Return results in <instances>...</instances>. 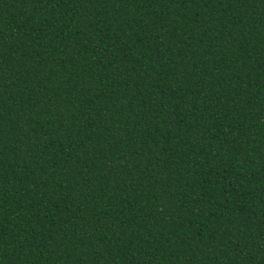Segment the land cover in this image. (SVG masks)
<instances>
[{
    "label": "trees",
    "instance_id": "trees-1",
    "mask_svg": "<svg viewBox=\"0 0 264 264\" xmlns=\"http://www.w3.org/2000/svg\"><path fill=\"white\" fill-rule=\"evenodd\" d=\"M0 264H264V0H0Z\"/></svg>",
    "mask_w": 264,
    "mask_h": 264
}]
</instances>
